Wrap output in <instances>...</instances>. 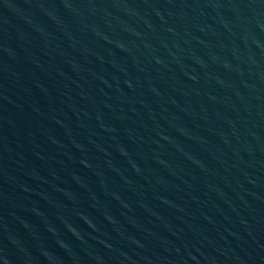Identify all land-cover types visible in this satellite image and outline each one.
Listing matches in <instances>:
<instances>
[{"label":"water","instance_id":"95a60500","mask_svg":"<svg viewBox=\"0 0 264 264\" xmlns=\"http://www.w3.org/2000/svg\"><path fill=\"white\" fill-rule=\"evenodd\" d=\"M0 264H264V0H0Z\"/></svg>","mask_w":264,"mask_h":264}]
</instances>
